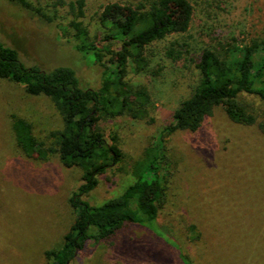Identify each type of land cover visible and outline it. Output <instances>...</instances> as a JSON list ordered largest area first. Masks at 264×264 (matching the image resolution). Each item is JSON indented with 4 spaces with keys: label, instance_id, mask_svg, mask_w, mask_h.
I'll return each instance as SVG.
<instances>
[{
    "label": "rangeland",
    "instance_id": "rangeland-1",
    "mask_svg": "<svg viewBox=\"0 0 264 264\" xmlns=\"http://www.w3.org/2000/svg\"><path fill=\"white\" fill-rule=\"evenodd\" d=\"M26 1L51 20L16 0H0V43L16 50L26 67H69L82 86L99 88L102 69L83 60L69 42L74 32L66 29L73 20L68 4L76 0H62L63 6L58 0ZM118 1L84 0L79 20L90 40L102 34L105 6ZM189 1L187 32L149 46L146 73L128 68L126 80L150 95L149 117L98 122L106 138H117L122 158L85 197L93 205L118 196L133 181L132 165L189 96L198 76L189 59L216 40L264 36V0ZM175 41L190 55L173 63L165 49ZM240 102L256 119L250 126L232 123L217 107L197 131L163 137V192L153 230L128 225L109 240L86 241L69 264H264V101L243 94ZM13 116L30 123L46 144L63 122L50 99L0 78V264H46L44 253L61 247L75 219L68 200L82 184V172L63 166L56 155L46 161L25 157L14 142Z\"/></svg>",
    "mask_w": 264,
    "mask_h": 264
},
{
    "label": "trees",
    "instance_id": "trees-1",
    "mask_svg": "<svg viewBox=\"0 0 264 264\" xmlns=\"http://www.w3.org/2000/svg\"><path fill=\"white\" fill-rule=\"evenodd\" d=\"M16 1L51 20L28 1ZM121 1L105 6L99 19L102 34L93 40L79 20L84 17V0L68 4L73 20L66 29L74 32L69 34V42L83 60L102 69L99 88L82 86L69 67L48 71L26 67L16 50L0 43V78L23 86L28 95L50 99L63 122L62 129L52 135V142L46 144L34 136L30 123L13 116L16 147L25 157L39 161L56 155L63 166L82 172V184L68 200L75 219L61 247L44 253L46 264H69L86 241L109 240L128 225L153 230L163 192L159 176L165 160L163 137L175 131H197L217 107L232 123L250 126L256 119L240 102L241 95H255L264 101V36L245 41L230 36L205 46L189 59L198 75L189 96L173 111L170 123L143 158L132 165L133 181L118 196L99 205L85 200L99 177L122 158L117 138H106L99 120L129 117L141 121L149 117L150 95L145 87L126 80L128 68L136 75L146 73L147 48L186 33L193 16L189 0ZM57 5L64 2L58 0ZM115 45L118 52L111 50ZM181 47L172 42L165 49L167 59L173 63L186 60L190 52Z\"/></svg>",
    "mask_w": 264,
    "mask_h": 264
}]
</instances>
